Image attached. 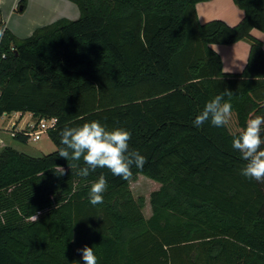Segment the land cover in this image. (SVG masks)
<instances>
[{"label": "trees", "instance_id": "16d2710c", "mask_svg": "<svg viewBox=\"0 0 264 264\" xmlns=\"http://www.w3.org/2000/svg\"><path fill=\"white\" fill-rule=\"evenodd\" d=\"M69 1L78 18L24 38L0 21V118L57 119L47 131L55 151L0 149V264H83L84 246L97 264H264V183L239 174L245 161L231 146L252 115H264V47L251 34L264 33V0H233L244 13L234 26L201 23L195 6L208 0ZM25 6L20 0L17 11ZM241 40L247 62L226 74L212 45ZM225 89L233 93L227 126L195 128ZM93 120L130 131L144 167L127 179L107 168L78 175L86 165L59 157V132ZM100 175L107 189L93 206L88 191ZM138 175L159 183L148 217L130 190Z\"/></svg>", "mask_w": 264, "mask_h": 264}, {"label": "clouds", "instance_id": "9594fccd", "mask_svg": "<svg viewBox=\"0 0 264 264\" xmlns=\"http://www.w3.org/2000/svg\"><path fill=\"white\" fill-rule=\"evenodd\" d=\"M232 91L225 89L207 101L192 121L193 126L201 128L206 122L217 128L226 127L232 115L230 99ZM59 157L79 162L81 159L86 167H80L78 175L87 177L97 168H107L113 176L124 179L132 175V167L142 169L147 158L139 151L129 149L131 132L122 127L109 129L100 121L93 120L78 127H64L59 132ZM231 146L245 161L239 169L243 177L264 183V115L254 114L246 122L243 130L232 135ZM57 175H64L65 169L59 167ZM104 175L94 181L88 191L89 203L93 206L103 204L107 189ZM83 264H97L98 258L93 247L84 246L79 249Z\"/></svg>", "mask_w": 264, "mask_h": 264}, {"label": "crops", "instance_id": "0c3cea01", "mask_svg": "<svg viewBox=\"0 0 264 264\" xmlns=\"http://www.w3.org/2000/svg\"><path fill=\"white\" fill-rule=\"evenodd\" d=\"M19 1L0 0V21L19 38L27 37L35 28L50 24L59 18H71L69 16L78 18L79 16L77 6L69 0H26L24 10L17 11ZM2 5L8 6L2 8ZM195 8L201 23L219 19L234 26L241 21L244 15L233 0L202 1L197 3ZM31 9L35 12L29 14ZM251 34L260 39L264 47V33L253 29ZM212 47L221 57L224 73L237 74L243 70L249 53L248 42L241 40L229 45L213 44ZM38 156L42 155H34V157Z\"/></svg>", "mask_w": 264, "mask_h": 264}, {"label": "rangeland", "instance_id": "374dc122", "mask_svg": "<svg viewBox=\"0 0 264 264\" xmlns=\"http://www.w3.org/2000/svg\"><path fill=\"white\" fill-rule=\"evenodd\" d=\"M7 6L8 5H2V8ZM31 12L34 13L35 11L31 9L29 10V14ZM69 17L71 18L66 19H76L72 18L74 16ZM33 123H35V120L29 113L22 114L20 112H16L9 115H3L0 118V149L7 145L31 156L48 154L54 151L56 147L47 133L42 134L41 138L38 140H32L29 138L26 143L18 142L12 138V132L15 133L22 132L24 130H30L28 125L31 126ZM158 188V182L143 175H138L130 182V190L132 195L134 197H143L145 199L143 213L147 217L150 214L149 196L154 190Z\"/></svg>", "mask_w": 264, "mask_h": 264}, {"label": "built area", "instance_id": "2783aa9c", "mask_svg": "<svg viewBox=\"0 0 264 264\" xmlns=\"http://www.w3.org/2000/svg\"><path fill=\"white\" fill-rule=\"evenodd\" d=\"M1 57L4 58L5 54H2ZM56 122L57 119L54 117L42 118L37 123H33L31 126L28 125L30 130H24L23 132L28 134L29 138L32 140H38L41 138L42 134L47 133L50 128L54 127ZM13 134L12 132L11 135Z\"/></svg>", "mask_w": 264, "mask_h": 264}, {"label": "water", "instance_id": "95a60500", "mask_svg": "<svg viewBox=\"0 0 264 264\" xmlns=\"http://www.w3.org/2000/svg\"><path fill=\"white\" fill-rule=\"evenodd\" d=\"M5 115V114H4Z\"/></svg>", "mask_w": 264, "mask_h": 264}]
</instances>
